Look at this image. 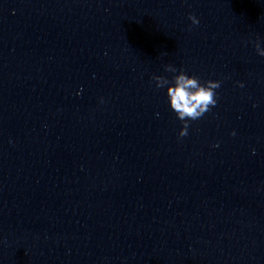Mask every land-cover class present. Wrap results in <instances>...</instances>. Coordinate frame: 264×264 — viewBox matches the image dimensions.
<instances>
[{
  "label": "clouds",
  "instance_id": "9594fccd",
  "mask_svg": "<svg viewBox=\"0 0 264 264\" xmlns=\"http://www.w3.org/2000/svg\"><path fill=\"white\" fill-rule=\"evenodd\" d=\"M188 19L192 25L200 23L198 17L193 13H189ZM251 42L257 54L264 57V48L261 47L259 39ZM164 70L174 74L171 80L162 75H153L152 80L157 89L166 88L170 108L182 122L178 134V137L182 138L188 135L189 121L202 118L205 113L217 105L218 93L216 90L221 87V81L209 79L201 82L196 75H189L185 70L177 69L172 64L164 65ZM239 86L243 87L244 85L239 83ZM232 135H235V132Z\"/></svg>",
  "mask_w": 264,
  "mask_h": 264
}]
</instances>
